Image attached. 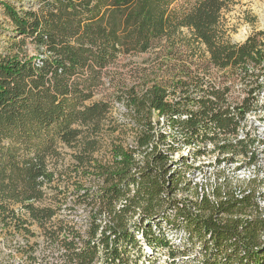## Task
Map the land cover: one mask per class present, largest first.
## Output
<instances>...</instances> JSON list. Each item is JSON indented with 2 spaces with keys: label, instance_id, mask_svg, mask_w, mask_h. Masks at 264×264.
Returning <instances> with one entry per match:
<instances>
[{
  "label": "trees",
  "instance_id": "trees-1",
  "mask_svg": "<svg viewBox=\"0 0 264 264\" xmlns=\"http://www.w3.org/2000/svg\"><path fill=\"white\" fill-rule=\"evenodd\" d=\"M233 1L0 0L6 242L27 243L36 225L63 264H143L162 250L173 264L192 252L194 264H264V219L245 213L252 191L178 196L209 155L258 166L246 121L263 108L264 31L231 43ZM156 49L139 78L114 83L121 56ZM106 83L108 99L92 101ZM78 209L83 229L70 225ZM0 264L16 262L0 249Z\"/></svg>",
  "mask_w": 264,
  "mask_h": 264
},
{
  "label": "rangeland",
  "instance_id": "rangeland-1",
  "mask_svg": "<svg viewBox=\"0 0 264 264\" xmlns=\"http://www.w3.org/2000/svg\"><path fill=\"white\" fill-rule=\"evenodd\" d=\"M184 0H180L183 2ZM223 24L227 29V39L234 44L244 43L248 37L258 32L264 31V0H234L229 11L224 14ZM0 26L8 30V20L4 16L0 8ZM184 34L187 32L184 31ZM6 36L0 38V48L4 46ZM156 50L151 54H139L132 56H121L118 61L109 68L114 83L126 82L139 78L141 70L155 63ZM112 90L106 85L102 87L93 97L92 101L107 100ZM260 103L263 105L261 110L252 113L246 121L247 130L250 131V139L255 141V151L257 153L258 166L256 169L247 167L243 161H226L216 159L213 155L202 158L194 164L199 170H192L187 175V183L185 190L181 191L178 196L188 198L189 201H198L203 197H207L210 202L228 199L231 196L243 197L248 191L254 193L253 203L257 204V209H246L250 220L258 217L264 219V93L259 97ZM118 108V106H116ZM210 149V148H209ZM181 155L188 156L189 150L182 149ZM178 156L174 157L176 160ZM240 167V170L237 168ZM257 170V171H256ZM49 200L44 204H48ZM70 225L78 229L84 228L85 213L78 209L75 214L69 217ZM164 228V227H163ZM35 237L24 242L19 237L6 242L0 235V249L5 254L11 253L14 256L16 264H63L59 261L60 251L50 248L42 236L41 231L36 225L31 227ZM177 237H173V243H176ZM264 239V237H263ZM175 240V241H174ZM31 246L32 256L30 258L17 255L19 248ZM145 253L149 252L145 248ZM146 255L142 259L143 264H173L166 251H161L156 255ZM189 258H176L177 264H194L192 261L195 253H189ZM183 259V260H181ZM190 259V260H188ZM148 261V262H147Z\"/></svg>",
  "mask_w": 264,
  "mask_h": 264
}]
</instances>
